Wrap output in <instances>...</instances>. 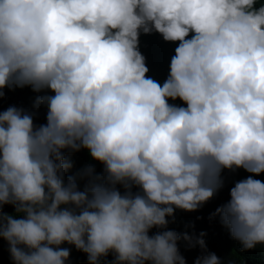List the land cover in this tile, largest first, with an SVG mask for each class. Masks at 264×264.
Returning a JSON list of instances; mask_svg holds the SVG:
<instances>
[{
    "label": "clouds",
    "instance_id": "9594fccd",
    "mask_svg": "<svg viewBox=\"0 0 264 264\" xmlns=\"http://www.w3.org/2000/svg\"><path fill=\"white\" fill-rule=\"evenodd\" d=\"M153 32L178 43L163 82L139 49ZM25 87L46 123L0 111L14 264H66L65 243L89 264H187L181 240L201 248L194 264H222L206 233L167 229L224 189L225 170L251 175L211 218L243 250L264 246V0H0V100ZM82 150L90 163L67 175Z\"/></svg>",
    "mask_w": 264,
    "mask_h": 264
},
{
    "label": "trees",
    "instance_id": "16d2710c",
    "mask_svg": "<svg viewBox=\"0 0 264 264\" xmlns=\"http://www.w3.org/2000/svg\"><path fill=\"white\" fill-rule=\"evenodd\" d=\"M259 6V5H258ZM178 43L165 42L159 33L141 34L139 49L146 58V65L149 68V77L163 82L166 80L170 72L171 57L175 55V48ZM6 96L0 100V111L6 110L9 106H16L24 108L27 111L35 113L34 120L37 125L46 123V107L41 106L39 110L33 107L36 97L43 93H35L30 87L23 89L16 88L13 90L5 89ZM52 94V93H48ZM177 105H183L182 101H170ZM70 159L74 162L73 169L67 175H75L78 171L85 168L90 163V156L87 150H82L71 155ZM96 165L97 172H102L103 166L98 162H91ZM250 173L243 169L237 170L235 173H230L225 170L223 177L225 180V187L218 195L201 207L198 211L188 212L180 209L175 211V222L173 218L168 217L169 224L167 230H173L183 235L187 233L194 239L200 237L201 233H206L203 239L206 242L209 252L215 253L221 260L222 264H264V246H257L253 250L245 251L239 241L233 239L219 222V218L212 219L211 214L215 212L216 208L226 203L230 199L229 190L234 183L239 180L247 178ZM264 181V175L255 177ZM83 189V182L80 183ZM123 193L124 189H120ZM137 191V189H133ZM4 212L16 215L15 208L12 205H5ZM19 218H23L20 216ZM162 229H152L150 235ZM64 248L70 249V258L66 264H89L86 253L79 251L74 245L65 243ZM179 249L181 254L186 258L187 264H194L195 259L201 255V248L197 245L195 248H189L187 242L181 240L179 242ZM114 256L110 253L107 258H101V264L113 261ZM0 264H14L9 252V244L6 240L0 238Z\"/></svg>",
    "mask_w": 264,
    "mask_h": 264
}]
</instances>
